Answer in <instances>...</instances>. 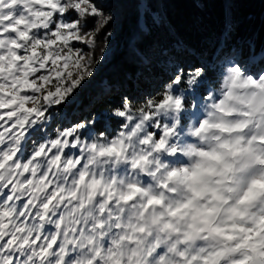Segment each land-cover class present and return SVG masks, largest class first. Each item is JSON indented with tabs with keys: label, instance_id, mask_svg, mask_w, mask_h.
I'll use <instances>...</instances> for the list:
<instances>
[{
	"label": "snow or ice",
	"instance_id": "1",
	"mask_svg": "<svg viewBox=\"0 0 264 264\" xmlns=\"http://www.w3.org/2000/svg\"><path fill=\"white\" fill-rule=\"evenodd\" d=\"M112 22L97 0H0V264H264V53H225L235 63L194 132L238 134L217 137L235 159L218 153L215 179L184 195L165 164L182 129L163 114L185 113L171 85L138 116L115 110L114 138L84 122L36 139L47 109L93 75L84 48Z\"/></svg>",
	"mask_w": 264,
	"mask_h": 264
},
{
	"label": "trees",
	"instance_id": "2",
	"mask_svg": "<svg viewBox=\"0 0 264 264\" xmlns=\"http://www.w3.org/2000/svg\"><path fill=\"white\" fill-rule=\"evenodd\" d=\"M139 4L111 3L113 22L97 37L102 55L111 50L110 59L81 90L77 112L64 107V117L55 114L36 139L53 138L57 130L84 122L97 134L114 138L125 121L113 113L125 102L139 112L149 102H159L170 85L174 92L184 89L185 80L199 67L205 75L198 79L193 98L202 96L219 88L222 67L232 62L225 58L230 49H242L244 59L264 53V0H146L148 12L159 17L156 22L146 12L147 29L141 26ZM177 75L180 85L173 83Z\"/></svg>",
	"mask_w": 264,
	"mask_h": 264
},
{
	"label": "clouds",
	"instance_id": "3",
	"mask_svg": "<svg viewBox=\"0 0 264 264\" xmlns=\"http://www.w3.org/2000/svg\"><path fill=\"white\" fill-rule=\"evenodd\" d=\"M163 116L166 120H173L176 128L182 129L174 137V146L177 148L179 155L174 156L173 160L177 162L165 161V164L170 168L179 169L180 171V174L174 178L173 182L177 196L184 195L186 189H199L202 187V182L215 179L212 176L213 170L218 171L222 168L217 156L218 153H225L229 159H235L231 152L226 148L220 147V144L222 139L227 140L230 136L238 134H226L212 127H206L197 134L194 132V123H191L187 129L182 128L179 112H165ZM217 137L222 139H217ZM247 171L251 172L255 171V169ZM154 179L156 178L154 177Z\"/></svg>",
	"mask_w": 264,
	"mask_h": 264
},
{
	"label": "rangeland",
	"instance_id": "4",
	"mask_svg": "<svg viewBox=\"0 0 264 264\" xmlns=\"http://www.w3.org/2000/svg\"><path fill=\"white\" fill-rule=\"evenodd\" d=\"M114 0H97L98 2V6L102 8V10L108 14V8L109 6L111 5V3L113 2ZM139 9H140V12H141V26L144 28V29H147L146 27V17H145V14L146 12H148V8H147V5H146V0H139ZM107 9V10H106ZM151 15V17L154 19V21H158L159 20V17L156 16V15H152L151 13H149ZM80 47H83L82 45ZM100 45H99V42H97L96 44V47L94 49H89V48H84V51H85V54L87 55L88 59L90 61H92V65H93V75L91 77H88L86 78V80L83 82V84L81 85V87L79 89L76 90V92L73 93V96L75 97V100L72 102V103H68L67 101L64 103V104H60V105H53L52 107L48 108L47 109V120L46 122L40 126V134H42V129L44 130L45 127H47V125L49 124L50 120L53 118V116L55 114L58 115V119H62L64 117V107H71L73 106L74 107V111L72 113H76L77 112V108L78 106L80 105V101H81V90L86 87L91 81L92 79L94 78L95 74H96V71L99 69V67L103 64H105L111 57V50H107L105 51V53H103L102 55V50L100 49ZM94 55H97V57H94ZM100 57V58H98ZM235 61H232L231 63H228L227 66L225 67H222V73H226L227 70H228V67L231 66L232 64H234ZM241 64L243 65V67L245 68H248L250 71L254 68L256 71H259L257 70L256 68L258 67V64H256L255 66H252L250 65V63L248 64H244L242 61H241ZM223 75V74H222ZM191 78V77H189ZM188 78V79H189ZM185 80V88L180 90L179 92H174L173 91V94L174 95H178V96H181L183 99H184V107H185V113L184 115L181 116V125H182V128L183 129H187L191 123H195V119H194V116L193 114L199 112V113H205L206 112V105L208 104V97L209 96H212V95H218L219 94V88H217L216 90H209L208 92H206L205 94H203L202 96H199V97H194L193 98V95L195 93V88L198 84V80L195 84L193 85H189L187 84V80ZM222 79H223V76H222ZM103 85L107 86L106 82L104 81L103 82ZM219 87L222 86V81L220 84H218ZM185 99H187L188 101V104H185L186 101ZM69 100H72V97H69ZM189 105V106H187ZM63 111V113L59 116V112L60 111ZM144 110H147V108H145ZM132 113L136 116L139 115V112L137 111H134L132 110ZM162 123L164 122H169V120H166V119H163L161 121ZM126 123V121H125ZM69 129V128H66V130ZM126 129L123 127V130L122 131H125ZM152 131H157L156 129H151ZM58 130L56 131V133L58 134ZM121 132V131H120ZM45 138H51L50 136L48 135H44ZM170 162H173V163H176L177 161H174L173 158L170 159Z\"/></svg>",
	"mask_w": 264,
	"mask_h": 264
}]
</instances>
